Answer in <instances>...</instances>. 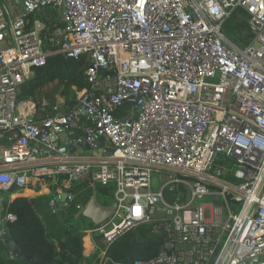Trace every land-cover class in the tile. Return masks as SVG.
I'll return each instance as SVG.
<instances>
[{"label":"built area","instance_id":"built-area-1","mask_svg":"<svg viewBox=\"0 0 264 264\" xmlns=\"http://www.w3.org/2000/svg\"><path fill=\"white\" fill-rule=\"evenodd\" d=\"M237 9L244 48L222 31ZM54 55L86 58L89 88L35 120L19 91ZM42 177L63 179L54 214L75 182L114 187L95 264L156 218L171 238L133 264H264V0H0V194Z\"/></svg>","mask_w":264,"mask_h":264},{"label":"trees","instance_id":"trees-1","mask_svg":"<svg viewBox=\"0 0 264 264\" xmlns=\"http://www.w3.org/2000/svg\"><path fill=\"white\" fill-rule=\"evenodd\" d=\"M238 14H242L244 19H240ZM246 16L242 9H237L222 28L224 35L240 48L247 46L253 37L250 28L246 26ZM88 66L86 58L75 61L65 55L50 56L46 66L36 70L34 79L21 87L19 102L31 101L36 105L35 120L48 114L41 108L43 99L52 104L63 99L66 106L73 108L77 104L78 94L89 88L85 77ZM120 115L121 112H117L116 116L121 117ZM226 180L236 182L231 176H227ZM62 181L63 179L52 180L49 195L19 197L11 201L10 196L19 191L17 188L0 194L3 199V214L15 216V220L8 224V229L21 254L16 258L6 249L0 236V264L96 263L98 252L87 256L84 246L85 240L88 244V237L85 239L84 232L95 226L83 216L81 209L87 207L94 194H97L102 205L113 206L115 189L113 186L92 187L87 181L75 182L70 189L73 200L68 201L63 209L57 204L58 212L54 214L50 203L58 196L57 190ZM59 216H62V220ZM168 227L169 221H159L125 235L108 250L112 264L153 258L171 238ZM88 248L92 250L91 244Z\"/></svg>","mask_w":264,"mask_h":264},{"label":"water","instance_id":"water-1","mask_svg":"<svg viewBox=\"0 0 264 264\" xmlns=\"http://www.w3.org/2000/svg\"><path fill=\"white\" fill-rule=\"evenodd\" d=\"M98 143L102 147L104 145V138L99 139ZM81 146L85 150H89V147L87 145V135L86 134H84ZM43 149L45 151L48 150L47 147H43ZM63 151L65 152L66 149H64ZM71 151L74 152L75 148H71ZM107 152L109 154L114 153V151L112 149H108ZM51 153H52V155L55 154L54 151H52ZM229 195H231L234 200L241 201L240 197L233 195L232 193H229ZM66 198H67V194H63L62 197L59 200H57L60 209H63L65 207ZM113 212H114V206L102 205L98 200L97 194H94L91 201L89 202V204L87 205V207L83 211V216L85 218H87L88 220H90L94 224V226H98V225L106 222L110 218V216L113 214ZM59 218L62 220V216H59ZM0 236L3 239V242H4L6 249L9 252H11L14 256H16V258H19L21 256L20 251L14 243V240H13V238L10 234V231L8 229L7 223L5 221H2V220H0ZM130 263L133 264V261L131 260Z\"/></svg>","mask_w":264,"mask_h":264},{"label":"crops","instance_id":"crops-1","mask_svg":"<svg viewBox=\"0 0 264 264\" xmlns=\"http://www.w3.org/2000/svg\"><path fill=\"white\" fill-rule=\"evenodd\" d=\"M25 103H26L25 104V108L28 110V112L29 113L33 112V114L35 116V113H36L35 105L33 107V106L30 105V103H27V102H25ZM82 124L85 127V123L83 122ZM80 134H83V133L80 132ZM84 152H85V154L88 153V151L85 150V149H84ZM45 158H46V156L43 155L42 159H45ZM43 179L41 180V178H40L38 181L37 180L30 181L31 183H30L28 188H26L24 190H21V191H18L17 193L11 195V198H10L11 201H13L14 199L19 198V197H37V196L49 195L51 193V190H50V187H49L50 184H48V182L45 179L44 180ZM50 180H53V179H50ZM55 180H57V179H55ZM27 191H30V193H32V194L28 193ZM90 244L91 243L88 240L87 248L89 247ZM92 251H93L92 254L95 253L93 249H92Z\"/></svg>","mask_w":264,"mask_h":264},{"label":"rangeland","instance_id":"rangeland-1","mask_svg":"<svg viewBox=\"0 0 264 264\" xmlns=\"http://www.w3.org/2000/svg\"><path fill=\"white\" fill-rule=\"evenodd\" d=\"M241 22H242V21H240V23H241ZM246 26L249 28V24H248V23H246ZM27 103H30V105L33 106V107H34V105H35V104H33L31 101H30V102H27ZM35 108H36V105H35ZM42 179H43V177L41 178V180H42ZM44 179L48 182V184L52 183V180H50L49 178L44 177ZM44 179H43V180H44ZM154 188H155V189H158V186H157V183H156V182L154 183ZM3 196H4V195H3ZM10 198H11V196H10ZM84 210H85V209H84ZM84 210H83V211H84ZM156 220H157V221H156L155 223H158V221H160V218H156ZM86 238H87V237H86ZM84 246H85V253H86V255H87V256H91L93 251H92L90 248L87 249L86 240H85V245H84Z\"/></svg>","mask_w":264,"mask_h":264},{"label":"bare ground","instance_id":"bare-ground-1","mask_svg":"<svg viewBox=\"0 0 264 264\" xmlns=\"http://www.w3.org/2000/svg\"><path fill=\"white\" fill-rule=\"evenodd\" d=\"M238 15H239V18H240V19H244V16H243L242 14H238ZM245 19L247 20V16L245 17ZM247 21H248V20H247ZM25 104H26V103L20 105V110H21L23 113H29L28 110L25 108ZM31 191H32V190H31ZM27 192L30 193V191H27ZM30 194H32V193H30Z\"/></svg>","mask_w":264,"mask_h":264}]
</instances>
